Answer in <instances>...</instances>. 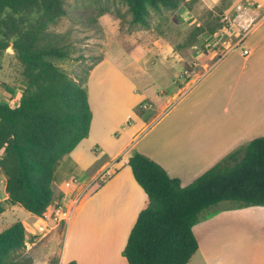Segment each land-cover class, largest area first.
Masks as SVG:
<instances>
[{
  "label": "rangeland",
  "instance_id": "rangeland-1",
  "mask_svg": "<svg viewBox=\"0 0 264 264\" xmlns=\"http://www.w3.org/2000/svg\"><path fill=\"white\" fill-rule=\"evenodd\" d=\"M62 3L65 14L50 25L47 38L67 48L70 55L51 61L86 87L95 106L96 121L102 120L113 134L121 133L116 124L124 117L128 116L129 126L141 119L148 126L141 136L142 143L147 146L154 141V149L158 150L165 144L162 134L173 117L196 113L194 103L202 88L207 86L213 91L209 99L219 95L218 100H226V94L228 97L234 85L239 84L238 93L244 91L241 100L245 103V62L239 54L253 45L245 47V37L263 19L264 0L252 4L240 0H197L190 9L180 5L174 11L150 10L147 26L132 24L130 12L121 0H62ZM263 30L253 39L258 42L254 53H264V36L258 40ZM209 66L219 69L212 71V77L201 86L192 85ZM259 77L263 81L257 92L264 96V72L260 71ZM25 86L9 48L0 59V102L16 106ZM186 90L185 95H179ZM215 105L212 109L221 111V104ZM97 106L104 111V117ZM138 130L136 125L133 134ZM104 137L105 147L113 148L116 142ZM93 152L99 154L101 150ZM67 176L74 173L68 171ZM104 177L89 186H85L86 178H76L78 185L87 187L79 205L104 184L108 179ZM4 179L0 173V204L4 208L0 231L16 221L25 228V247L13 253L8 264H57L64 258L65 261L73 258L70 261L75 264H93L105 257L106 248L92 245L88 250L75 233L68 241L64 238V223L53 221L56 208L67 206L58 200L59 192L47 215L37 219L8 203ZM52 190L54 194L53 185ZM98 199L94 198L95 213L90 215L92 228L98 225V210L103 215L112 214L115 205L107 208ZM224 206L232 205L221 203L215 209L219 212ZM211 213H205L198 223L209 220ZM39 227L46 229L39 232ZM194 234L197 235V230ZM190 264L203 263L195 256Z\"/></svg>",
  "mask_w": 264,
  "mask_h": 264
},
{
  "label": "trees",
  "instance_id": "trees-1",
  "mask_svg": "<svg viewBox=\"0 0 264 264\" xmlns=\"http://www.w3.org/2000/svg\"><path fill=\"white\" fill-rule=\"evenodd\" d=\"M121 1L132 24L147 26L150 10L190 9L197 0ZM64 14L62 0H0V59L12 48L26 84L16 106L0 102V173L8 203L38 218L54 203L55 165L87 138L92 118L86 87L51 61L70 55L47 38L50 25ZM128 166L146 202L121 251L127 264H187L198 248L192 229L205 213L216 214L221 203L264 206L263 137L186 186L140 153L128 159ZM24 247L23 224L6 225L0 231V264Z\"/></svg>",
  "mask_w": 264,
  "mask_h": 264
},
{
  "label": "crops",
  "instance_id": "crops-1",
  "mask_svg": "<svg viewBox=\"0 0 264 264\" xmlns=\"http://www.w3.org/2000/svg\"><path fill=\"white\" fill-rule=\"evenodd\" d=\"M240 1L252 4L250 2L259 0ZM263 29L264 16L245 37V47L253 45L246 47V53L239 54L245 62V103L241 100L244 91L238 93L239 84L234 85L235 89L229 92L228 97L226 94V100H218L219 95L209 99L214 95L213 91L207 86L202 88L194 103L196 113L184 118H172L168 130L162 134L165 141L162 149L155 150L154 141L147 146L142 143L141 136L148 126L141 119L129 126L128 116L124 117L116 124L121 129L119 135L108 131L102 120L99 123L96 121L95 106L87 92L92 114L89 134L72 152L57 162L52 185L56 190L53 194L54 203L57 202L55 197L59 192L58 200L68 206L73 203L74 196L83 185L67 188L64 186L66 180L73 177L86 178L87 186L102 171H111V176L104 184L85 198L64 224V238L67 237V241L75 233L88 250L92 245L106 248L105 257L93 264H127L121 251L146 202V196L134 181L128 166V159L134 153L152 159L170 177L177 178L182 186H186L252 139L264 138V96L257 92V87L263 81L259 73L264 72V53H254V45L258 42L253 40ZM263 32L258 40L264 36ZM218 69L217 66L205 68L192 85L201 86L212 77V71ZM187 92L179 95L183 96ZM215 104H221V111L219 108L212 109ZM97 109L104 117L105 113L100 106ZM136 125L139 130L133 134ZM103 135L116 142L113 148L105 147ZM93 149L101 150V153L96 154ZM68 171L73 172L74 176L68 177ZM96 196L99 197V203H104L107 208L111 204L115 205L112 214L108 212L103 215L98 210V225L92 228L90 215L95 213L93 201ZM194 230H197V235ZM192 231L198 248L191 260L198 256L203 264H264V206L221 207L209 220L196 224ZM70 260L73 258L67 261L64 258L57 264L74 262Z\"/></svg>",
  "mask_w": 264,
  "mask_h": 264
},
{
  "label": "built area",
  "instance_id": "built-area-1",
  "mask_svg": "<svg viewBox=\"0 0 264 264\" xmlns=\"http://www.w3.org/2000/svg\"><path fill=\"white\" fill-rule=\"evenodd\" d=\"M143 108H147L145 105L143 106ZM103 172V171H102ZM101 172V173H102ZM103 176H105L104 178H109L111 176V171L109 169H106L104 170L103 174H99L95 179H103ZM74 185H78V181L76 178H70L68 180H66L64 182V186L69 188V187H72ZM89 186V185H88ZM86 190H87V187L83 188V187H80V191L79 193L77 194L76 198L74 199L73 203L70 205V206H61V207H57L56 208V215L55 217L53 218V221L55 223H67L72 214H73V211L75 210V208L79 205V203L82 201L85 193H86ZM46 229V227H39L38 230L39 232H43L44 230Z\"/></svg>",
  "mask_w": 264,
  "mask_h": 264
},
{
  "label": "water",
  "instance_id": "water-1",
  "mask_svg": "<svg viewBox=\"0 0 264 264\" xmlns=\"http://www.w3.org/2000/svg\"><path fill=\"white\" fill-rule=\"evenodd\" d=\"M12 50V48H10Z\"/></svg>",
  "mask_w": 264,
  "mask_h": 264
}]
</instances>
